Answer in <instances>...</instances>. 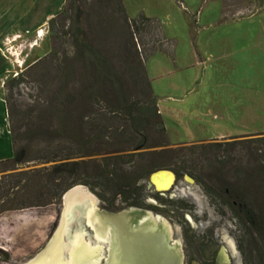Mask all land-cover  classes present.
Masks as SVG:
<instances>
[{
    "label": "rangeland",
    "instance_id": "1",
    "mask_svg": "<svg viewBox=\"0 0 264 264\" xmlns=\"http://www.w3.org/2000/svg\"><path fill=\"white\" fill-rule=\"evenodd\" d=\"M11 1L0 0V26L9 25V31L24 29L4 33L0 39V160L11 155L3 97L10 94L9 101L20 112L33 108L32 100L55 105L61 97L54 92L53 65L71 59L75 51L67 20L59 27L62 16L55 19L50 35L47 20L34 26L35 9L26 0H14L15 6ZM121 3L127 19L142 17L146 22L137 29L135 38L156 97L165 141L164 146L151 149L236 141L229 146L228 163L253 165L247 145L240 140L257 133L264 136V0ZM76 4L82 13L77 22L78 39L117 67L122 54L113 8L104 0H78ZM45 56V63L36 71L25 70ZM20 73L22 82H10ZM44 122L51 124L46 115H40L39 123ZM20 137L21 142L31 138L25 132ZM32 167L25 163L17 170ZM146 179L139 182L143 192L138 209L165 221L170 240L177 241L182 264H217L213 252L219 237L230 246L237 264H264V236L253 233L250 225L245 228L239 224L190 177L174 178L166 192L146 191ZM87 190L98 201L99 209L116 212L125 208L108 210L95 194L98 190ZM213 190L220 192L215 186ZM114 205L120 204L116 200ZM58 211L59 200L53 205L1 213L0 264H19L35 254L53 230Z\"/></svg>",
    "mask_w": 264,
    "mask_h": 264
},
{
    "label": "trees",
    "instance_id": "2",
    "mask_svg": "<svg viewBox=\"0 0 264 264\" xmlns=\"http://www.w3.org/2000/svg\"><path fill=\"white\" fill-rule=\"evenodd\" d=\"M77 1L66 0L61 12L47 20L50 35L60 16L59 27L67 20L73 31V57L53 65L54 92L61 100L54 96L58 99L55 105L32 100L33 108L20 112L9 101L10 94L3 97L11 155L0 160V214L53 205L66 189L76 184L98 190L95 194L108 210L114 206L139 208L143 192L139 182L164 169L175 179L182 175L190 177L226 207L239 224L245 228L250 225L253 233L264 236L262 133L240 140L252 155L254 164L247 166L228 163L229 146L236 141L152 150L164 146L165 141L156 97L135 38L145 19H127L121 0H104L115 13L112 20L117 24L122 54L115 67L91 45L78 39L77 22L82 13ZM46 57L25 70L36 71ZM22 74L15 75L10 82H22ZM40 115H46L51 124L39 123ZM24 132L31 138L21 142ZM25 163L35 167L17 170ZM214 186L220 189L219 193L213 190ZM116 200L120 205H114Z\"/></svg>",
    "mask_w": 264,
    "mask_h": 264
},
{
    "label": "water",
    "instance_id": "3",
    "mask_svg": "<svg viewBox=\"0 0 264 264\" xmlns=\"http://www.w3.org/2000/svg\"><path fill=\"white\" fill-rule=\"evenodd\" d=\"M158 172L170 171L161 169L150 173L147 176V179L144 181L146 191H150L153 189V175ZM172 180L174 181L173 175ZM75 191H83L88 194L91 199H93L91 205L93 217L98 224L99 222L100 224L103 223L106 229L104 234H101L99 236L96 235L98 238L94 236L95 232L90 225V221L88 222V220H86L83 216L80 215L77 221H69L68 217V222L66 223V218H61V211L64 206V200L67 199ZM97 203L98 201L96 200V198L87 190L85 186L76 184L66 189L59 197V211L57 219L54 228L51 231L46 242L35 254L19 264H30L31 262H33L39 256V254L47 250V246L50 244L53 238L56 239L57 246L61 247L65 242V236L62 232L63 228L68 227V233H71L73 230L77 229L78 226L82 229L79 239L83 243V246L85 248H88L87 246H92L93 244L96 245L95 249L91 251L95 259L94 264H182L181 254L178 249L177 241L170 240V228L166 223H164L165 221L161 226L164 227L165 232L168 230L166 232L168 234V237H166V235L164 234V240L160 241V244H157L158 242L154 237L147 234L145 235V233L140 234L139 227H141V224L146 221L155 225L158 220H160L159 217L154 216L148 211L134 207H125L120 211L107 212L99 209L97 207ZM75 213L78 214L76 211H74V214ZM94 226H96L95 223ZM165 226H167V228ZM165 228L167 230H165ZM114 234H117L119 237L118 239L120 240L117 247L120 248V251L117 250V252L116 248L112 246L111 243L113 242ZM123 238L125 239L124 241L122 240ZM133 243H135L136 249L138 250L141 247L142 249L145 248L144 262H141V258L139 259L140 254L136 255L135 250H132V248H130V244Z\"/></svg>",
    "mask_w": 264,
    "mask_h": 264
},
{
    "label": "bare ground",
    "instance_id": "4",
    "mask_svg": "<svg viewBox=\"0 0 264 264\" xmlns=\"http://www.w3.org/2000/svg\"><path fill=\"white\" fill-rule=\"evenodd\" d=\"M172 183H173L172 174L170 172H158L153 175L152 188L155 191L166 192L171 188ZM92 202L93 199H91V197L85 192L83 191L73 192L67 199L64 200V206L61 211V218L62 217L66 218L65 220L66 223L68 222V217H69V221L70 220L77 221L79 216L81 215L86 220H88V222L90 221V225L95 232L94 236L96 235L99 236L101 234H104V232L106 231L105 225L103 223L100 224V222L98 224L95 218L93 217L91 211ZM74 211H76L78 214L76 213L74 214ZM163 222L164 221L161 219L158 220V222L155 225L149 223L148 221L143 222L141 224V227H139L140 234L145 233V235L147 234L149 236H152L158 242L157 244H160V241L164 240V236H163L164 234L166 235V237H168V234L166 233L168 231L166 229L167 226H165L166 227L165 230H167L166 232L164 231V227L161 226ZM94 223L96 226H94ZM81 230H82L81 227L78 226L77 229L73 230L71 233H68V227H64L62 231L63 235L65 236L64 244L61 247H58L56 244V239L53 238V240L47 246V250L39 254V256L30 264H94L95 259L91 251L95 249L96 245L94 244L92 246H87L88 248H85L83 246V243L79 239V236L81 235ZM97 236L96 238H98ZM118 238H119L118 235L114 234L113 242H111L112 246L116 248V252L117 250L120 251V248H117L118 242L120 241ZM122 240L124 241L125 239L123 238ZM130 248H132V250H135L136 255L140 254L139 259L141 258V262H144L145 248L142 249L141 247L138 250L136 249L135 243L130 244Z\"/></svg>",
    "mask_w": 264,
    "mask_h": 264
},
{
    "label": "crops",
    "instance_id": "5",
    "mask_svg": "<svg viewBox=\"0 0 264 264\" xmlns=\"http://www.w3.org/2000/svg\"><path fill=\"white\" fill-rule=\"evenodd\" d=\"M26 1H27V3L30 4L31 7H33L35 9V11L33 12L34 26L44 23L50 17H52L53 15L60 12L62 7H63V4H64V0H26ZM11 3H13L12 5L15 6L14 0H12ZM36 10L38 11V13ZM35 13H36V15H35ZM8 26H6V28H4L3 25L0 26V39L4 33H11L12 31L14 32L17 30L19 31L21 29H24V28H15V30L9 31L10 27H8ZM25 29H27V28H25ZM0 111H1V121H0V123H1L3 120V112H2L1 107H0ZM245 126H248V124H246Z\"/></svg>",
    "mask_w": 264,
    "mask_h": 264
},
{
    "label": "flooded vegetation",
    "instance_id": "6",
    "mask_svg": "<svg viewBox=\"0 0 264 264\" xmlns=\"http://www.w3.org/2000/svg\"><path fill=\"white\" fill-rule=\"evenodd\" d=\"M219 246L213 252V261L217 264H237L230 246L221 238H218Z\"/></svg>",
    "mask_w": 264,
    "mask_h": 264
}]
</instances>
